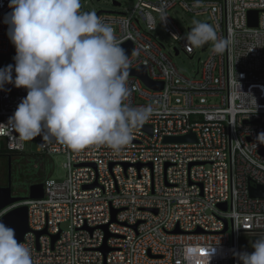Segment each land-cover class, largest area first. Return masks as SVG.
I'll return each mask as SVG.
<instances>
[{"label": "built area", "instance_id": "obj_1", "mask_svg": "<svg viewBox=\"0 0 264 264\" xmlns=\"http://www.w3.org/2000/svg\"><path fill=\"white\" fill-rule=\"evenodd\" d=\"M9 2L0 0V69L15 66L4 23ZM132 2L128 11L96 14L112 25L121 44L131 42L130 69L144 67L152 82L162 83L154 91L136 77L127 82L125 103L153 109L142 124L151 126L152 135L133 129L131 143L119 151L99 144L73 151L36 139V153L64 158L63 177L46 179L42 199L14 203L0 218L27 207L29 231L20 243L30 249L34 264H240L234 255L240 239L264 237V198L250 193L259 187L264 193V144L256 142L264 132V0ZM176 8L207 16L199 24L227 41L217 50L201 30L200 51L208 53L192 77L173 61L181 53L190 59L195 54L170 14ZM249 11L259 12L257 27L248 25ZM199 24L187 28L192 39H202L193 32ZM158 25L178 49L169 52L156 39ZM12 86L0 91L2 124L27 95ZM188 133L196 143L163 142ZM27 144L0 127L4 153L23 154ZM189 248L195 255H185Z\"/></svg>", "mask_w": 264, "mask_h": 264}, {"label": "clouds", "instance_id": "obj_2", "mask_svg": "<svg viewBox=\"0 0 264 264\" xmlns=\"http://www.w3.org/2000/svg\"><path fill=\"white\" fill-rule=\"evenodd\" d=\"M8 7L4 23L15 66L0 69V91L14 84L27 95L0 127L23 140L39 136L73 151L97 144L119 151L130 144L133 129L150 119L153 109L125 103L131 62L112 25L95 12L81 11V0H10ZM201 30L216 41L217 50L226 46L211 26L197 25ZM256 142L264 144V132ZM251 247L250 253L234 254L240 264H264V239ZM185 255L195 252L189 248ZM0 264H34L30 249L2 222Z\"/></svg>", "mask_w": 264, "mask_h": 264}, {"label": "rangeland", "instance_id": "obj_3", "mask_svg": "<svg viewBox=\"0 0 264 264\" xmlns=\"http://www.w3.org/2000/svg\"><path fill=\"white\" fill-rule=\"evenodd\" d=\"M122 3V7L120 9H116L112 5L111 0H81V11L83 12H99V11H118V12H124L128 11L132 8L133 2L132 0H117ZM171 16L173 17L175 23L179 27L180 31L183 33V35L188 38L192 46L194 47L195 54L193 55L192 59L184 53L179 54L176 56L173 61L177 69L180 73L184 74L187 77H192L195 75L197 66H198V60L203 61L208 53L201 52L200 51V45L201 40L198 37H195L192 39L188 33L187 28L194 24L204 23L207 22V16H194L190 14H186L179 9H174L170 12ZM155 37L156 39L165 47V49L169 52H172L174 48L178 49L179 44L178 42L172 40L168 35H166L160 26H157V29L155 31ZM38 141L36 139L28 141L25 157L20 158L15 163L19 166L18 174H20L21 178L22 176L25 177V180L29 179V174L31 173L32 168H36V173H39V166L42 168L43 164L42 161L46 160L48 164L52 163V167L47 164V167L45 168V172L48 173L52 178L58 179L63 177V170L61 168L62 163L64 162V158L62 156H50L49 160L40 158L41 155L37 154L35 152V148L38 146ZM2 161V160H1ZM0 161V186L4 182V174L6 171V166ZM39 162V163H37ZM35 166V167H34ZM40 180V178H36ZM15 192H12V195L15 197H21V198H27L28 192L27 190H19L17 194H13ZM64 228L66 226H63ZM258 239H264L262 236H256L255 238L252 237H242L239 241V247L240 252H251L253 249L251 247L252 243H254Z\"/></svg>", "mask_w": 264, "mask_h": 264}, {"label": "water", "instance_id": "obj_4", "mask_svg": "<svg viewBox=\"0 0 264 264\" xmlns=\"http://www.w3.org/2000/svg\"><path fill=\"white\" fill-rule=\"evenodd\" d=\"M113 5H119L118 2L115 0H111ZM258 14L257 11H249L248 12V25L250 27H257L258 24ZM207 25V24H206ZM121 47L125 50L126 55H130L132 51V44L131 42H124L122 43ZM177 55V53H176ZM136 77L140 79L142 84L151 89V90H161L162 89V83H154L152 82L149 77L147 76L146 70L144 67H138L136 69H129V77ZM13 84H8L9 88L12 89ZM137 130L144 131L148 133L150 136L152 135V129L151 126L146 125H140L137 128H134ZM40 138L39 136L35 139ZM197 139L194 133H188L183 136H177V137H164L163 142L164 143H196ZM80 166V165H78ZM112 166V165H111ZM124 167L127 168L128 165L124 164ZM137 169H140L141 165H136ZM7 182L5 185L0 186V212L5 209L6 207L11 206L14 203L20 202L25 199L29 200H38L43 198V183H34L28 186L27 192L28 197L27 198H21V197H14L12 195V189H11V183H12V169H11V158H8L7 163ZM92 187V186H91ZM250 193L254 197L264 198V193L262 192V189L259 187L256 191H253L250 189ZM220 207L225 210V205L222 204ZM115 212L112 213V218L114 217ZM27 207L26 206H19L14 209H11L7 213H5L1 218L0 222H2L4 225H6L9 228H12L15 230L16 239L18 242H22L24 235L29 231L28 229V221H27ZM106 229V226L104 227ZM225 231V230H224ZM44 232V231H43ZM43 232H39L36 235L40 236ZM177 232V231H175ZM58 238V235H55L52 237V241L54 242ZM102 252L106 254L108 252V249L105 247V245L101 248Z\"/></svg>", "mask_w": 264, "mask_h": 264}, {"label": "trees", "instance_id": "obj_5", "mask_svg": "<svg viewBox=\"0 0 264 264\" xmlns=\"http://www.w3.org/2000/svg\"><path fill=\"white\" fill-rule=\"evenodd\" d=\"M196 28H193V32L194 33H197L198 35L202 36V41H204V34L202 33V31H196ZM4 151H2L0 149V155L3 154ZM39 154V153H37ZM41 155L42 157L40 158H43V159H46L49 160V157L44 155V154H39ZM20 156L22 157H25V153L23 154H20ZM27 157V156H26ZM39 163V162H37ZM42 168L39 166V164L37 165L38 168H39V173H36L35 169L36 168H32L31 169V173L29 174V179L28 180H25L26 179V176L21 178L20 174H18V167H17V164L13 166L12 168V164H11V169L13 170V174H12V183H11V189H12V192H15L13 194H17V192L19 190H27L28 189V186H30L31 184H34V183H43L46 179L48 178H51L50 175H48V173L45 172V168L47 167V161L46 160H43L42 161ZM50 165V167H52V163L48 164ZM35 167V166H34ZM4 181L7 182V172L5 171V174H4ZM36 178H40V180L36 179ZM15 197V196H14ZM259 240V239H258Z\"/></svg>", "mask_w": 264, "mask_h": 264}, {"label": "flooded vegetation", "instance_id": "obj_6", "mask_svg": "<svg viewBox=\"0 0 264 264\" xmlns=\"http://www.w3.org/2000/svg\"><path fill=\"white\" fill-rule=\"evenodd\" d=\"M11 158V164H12V168H13V166L14 165H16V161L17 160H19L20 158H22V156H20V154H14V155H12V154H7V153H3V154H1L0 155V161L3 163V164H5V166H6V170H7V163H8V158ZM15 167V166H14ZM17 167L19 168V166L17 165ZM12 174H13V170H12ZM5 179V178H4ZM6 184V181H4L2 184H1V186H3V185H5Z\"/></svg>", "mask_w": 264, "mask_h": 264}]
</instances>
